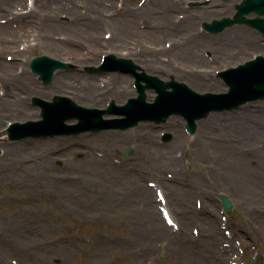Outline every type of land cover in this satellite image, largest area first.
I'll list each match as a JSON object with an SVG mask.
<instances>
[{
    "label": "rangeland",
    "instance_id": "1",
    "mask_svg": "<svg viewBox=\"0 0 264 264\" xmlns=\"http://www.w3.org/2000/svg\"><path fill=\"white\" fill-rule=\"evenodd\" d=\"M242 1L0 0V131L41 118L34 96L106 108L139 94L128 73L88 71L108 53L199 92L226 91L219 70L264 55V36L237 24L226 29L241 34L236 45L196 38L189 54L185 18L219 35L205 30V21L233 17ZM38 55L71 64L56 71L60 83H44L31 70ZM23 71L29 79L20 82L14 76ZM33 82L40 87L30 88ZM154 92L147 91L149 100ZM210 115L217 123L200 131ZM202 120L194 134L173 115L127 130L2 136L0 264H264V99ZM227 138L244 145L226 151ZM39 147L43 168L35 173ZM128 147L133 151L123 156ZM145 186L154 187L156 212L148 213ZM220 193L234 203L229 213Z\"/></svg>",
    "mask_w": 264,
    "mask_h": 264
},
{
    "label": "water",
    "instance_id": "2",
    "mask_svg": "<svg viewBox=\"0 0 264 264\" xmlns=\"http://www.w3.org/2000/svg\"><path fill=\"white\" fill-rule=\"evenodd\" d=\"M238 14L234 18L225 17L206 23L210 31H222L235 23H247L259 29L264 35V0H244L237 5ZM256 12L260 15L247 17ZM262 15V16H261ZM68 62L53 59L46 55L38 56L31 61V68L41 75V79L51 82L57 68L69 67ZM96 68L89 67L93 71ZM103 71H122L134 75L139 96L132 97L124 105L112 101L107 109L87 108L65 96H57L53 101L34 97V103L42 107V118L37 121L14 123L7 131L13 140L29 136L77 135L86 131H101L105 129H127L143 120L163 121L171 114H181L187 120L190 133L197 129V119H202L211 111L232 110L248 101L264 99V56H258L246 64L221 71L230 89L228 92L202 94L194 91L185 83L171 80L165 82L158 76L139 71V66L130 59L118 58L108 54L99 66ZM153 88L158 92L154 102L147 101L146 91ZM169 88H172L169 89ZM105 114L124 115L122 118L105 119ZM78 119L77 123L69 124L68 120ZM171 135H165L170 139ZM128 149L125 154H128ZM226 212L233 209L234 204L226 194L219 195Z\"/></svg>",
    "mask_w": 264,
    "mask_h": 264
},
{
    "label": "bare ground",
    "instance_id": "3",
    "mask_svg": "<svg viewBox=\"0 0 264 264\" xmlns=\"http://www.w3.org/2000/svg\"><path fill=\"white\" fill-rule=\"evenodd\" d=\"M240 0H237V2H239ZM193 16L189 15V17L185 18L188 20L189 22V30H188V33L190 35V39L187 41L188 43H186V46L185 49H188V50H191L192 51H189V54L192 52L194 53L195 51L193 49H196L194 47V45L192 46L191 43H192V39H198L199 40L203 39V37H205V39L207 40V42L210 44V45H213V44H217L218 46H232V45H236L238 42L236 41V39L239 38V36L241 35L240 33L238 34V30H235V29H229V30H226L224 32H222L221 34L219 35H210V34H207L205 31H199L200 29H198V27H195L194 25V22H195V19L192 18ZM244 35L242 34V37ZM238 37V38H237ZM199 43H202L204 44V42H199ZM244 43H252V41H246ZM249 45V44H247ZM246 45V46H247ZM191 48V49H190ZM197 50V49H196ZM225 51H228V50H231L233 51L234 49H224ZM63 74H58V72L56 73L55 77L53 78V84L56 85V83H60L63 79ZM26 76L27 78L26 79H29L28 76H27V73L25 71H23L22 73H19L16 74L14 77H18L19 81L20 82H23L24 80L21 81V79ZM13 77V76H12ZM196 77V76H195ZM25 79V80H26ZM17 82V81H16ZM64 86V85H63ZM33 87L36 89V87H40L38 86L37 84L35 85V82H33L32 85H30V88ZM45 88V87H44ZM219 119L218 116L216 115H210L208 118H206L205 120H202L200 122V131L204 130L207 126L209 125H213L215 123H217V120ZM147 128V126L145 127ZM139 132V130L135 131V133ZM150 134V132L148 133ZM154 137V135H152ZM226 151L227 150H230V149H233V148H236V149H240L242 145H244V142H241V141H234L232 139H229L227 138L226 140L223 141V144H222ZM41 147L39 148H36L34 150V158L32 160V164H34V171L35 173H41L42 171V161L40 159H42V154L40 153L41 151ZM232 151V150H231ZM169 157V156H168ZM47 161V160H46ZM21 165V164H20ZM47 166H45L44 168H46ZM242 177H244L246 179V173H243L242 174ZM150 184V183H149ZM151 185V184H150ZM144 186V185H143ZM152 186V185H151ZM144 191H145V195L146 198H145V202H146V208L148 210V213L150 212H156L155 210V205H154V201L152 200V198L150 197L151 195V192H153V189L154 187H150V186H145L144 187ZM51 195L53 194V192L50 193ZM27 200L28 201H31L33 200V196L29 195L27 196ZM21 204V203H20ZM23 205V204H21ZM11 230H14L13 228V225L11 223Z\"/></svg>",
    "mask_w": 264,
    "mask_h": 264
}]
</instances>
